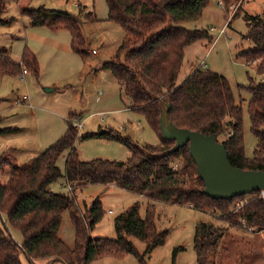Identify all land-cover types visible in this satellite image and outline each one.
I'll return each mask as SVG.
<instances>
[{
	"label": "trees",
	"instance_id": "obj_1",
	"mask_svg": "<svg viewBox=\"0 0 264 264\" xmlns=\"http://www.w3.org/2000/svg\"><path fill=\"white\" fill-rule=\"evenodd\" d=\"M7 0H0V9ZM224 9L236 0H219ZM107 20L117 23L125 35L112 59L104 63L129 97L128 109L141 115L159 136L156 145H139L130 137L113 128L99 127L96 131L80 134L66 121V130L54 143L42 151L28 165L20 168L17 161L5 165L12 169L8 180L0 181V215L16 230L22 242L18 243L4 225L0 227V264H22L27 261L48 259V264H90L103 257L120 258L131 254L140 258L129 238L146 244V253L164 244L167 230L158 231L155 224L156 204L190 206L196 210L214 209L221 219L234 224L264 230V198L261 191L248 194L242 205L236 200L210 198L202 193L204 183L192 160L188 145L170 153L173 140L163 138L160 116L178 128L205 135L225 138L221 143L228 151L232 166L244 170H264V81L251 78L245 86L250 94L247 113L250 130L256 139L251 158L244 153L243 114L235 103L229 81L208 68H194L177 84L185 49L198 41L211 40L206 29H188L185 23L197 21L209 0H104ZM32 26H43L51 31L67 30L72 52L85 54V39L81 19L70 13L46 9H24ZM89 21H96L93 12ZM0 20V24H8ZM85 20H88L85 18ZM248 32L245 39L252 46L239 50L237 57L247 66L255 63L258 75L264 74V21L246 16ZM39 75L36 55L25 47L20 62L11 59L9 51L0 46V72L8 76L23 75V71ZM70 116V115H69ZM71 118V117H69ZM11 128H0V133ZM105 139L121 143L130 151L125 160L95 158L82 161L75 142ZM218 142H220L218 140ZM10 151V150H8ZM67 151L65 172L57 162ZM5 156V155H3ZM0 157V170L3 161ZM177 165V166H175ZM64 177L70 186L69 194L53 192L52 183ZM114 184L115 187L142 195L148 203L144 217L140 203L135 202L113 219L116 238H92L90 232L104 215L99 197L83 213L79 212L75 191L87 185ZM67 211L74 230V245L67 246L59 237L62 215ZM225 230L206 222L197 224L193 245L197 264H210L209 255L215 254ZM142 263V260L140 261ZM140 263V264H141Z\"/></svg>",
	"mask_w": 264,
	"mask_h": 264
},
{
	"label": "rangeland",
	"instance_id": "obj_2",
	"mask_svg": "<svg viewBox=\"0 0 264 264\" xmlns=\"http://www.w3.org/2000/svg\"><path fill=\"white\" fill-rule=\"evenodd\" d=\"M39 7L64 11L81 19L85 39L83 56L72 52L67 30L51 31L43 26H32L29 18L22 14L24 9ZM90 12L96 16V21H89L86 15ZM246 16L264 21V0H236L230 2L226 9L219 0H209L197 21L185 23L188 29L208 30L211 40L195 42L185 49L177 84L197 67L223 75L230 83L235 103L242 107L244 153L251 158L256 139L250 130L247 113L251 96L244 87L250 78L254 82L264 81V74H257L255 63L247 66L243 59L237 57L239 50L252 46L245 39L248 32ZM10 18H13L10 23L0 24V46L9 51L15 62H20L25 47L29 49L37 57L39 75L35 77L27 70L22 77L0 72V128H11L0 133V157L5 155L2 158L7 159H2V183L12 172L5 163L15 159L20 168L28 165L63 135L68 120L73 125L78 119L82 126L76 129L80 134L110 127L139 145L160 142L158 134L141 115L126 109L128 99L120 95L118 82L104 67L103 63L113 58L125 35L117 23L106 19L104 0H7L5 7L0 9V20ZM54 87L53 91L45 90ZM224 138L221 136L218 140L221 142ZM75 147L82 161L95 158L123 161L130 156L127 147L112 140H77ZM66 155L67 151L57 162L63 174ZM49 189L69 194L70 186L61 177ZM75 197L80 213L96 197L102 203L104 215L90 232L92 238H116L113 219L135 202L141 204L139 212L144 217L148 203L142 195L105 185H87L77 189ZM248 197L234 201L231 206L236 203V207L242 205ZM200 222L225 230L216 253L209 255L210 264H264V230L249 229L245 224L238 226L230 219L222 220L219 211L214 209L200 211L164 203L156 204L155 214L157 230L168 232L164 244L146 253L143 241L129 238L140 258L127 254L120 258H99L90 264H140L141 260V264H197L193 239ZM4 225L21 243L20 234L0 215V227ZM59 237L67 246L73 247L74 230L67 211L62 215ZM20 260L22 264H31L23 254ZM48 262V259H39L33 264Z\"/></svg>",
	"mask_w": 264,
	"mask_h": 264
},
{
	"label": "water",
	"instance_id": "obj_3",
	"mask_svg": "<svg viewBox=\"0 0 264 264\" xmlns=\"http://www.w3.org/2000/svg\"><path fill=\"white\" fill-rule=\"evenodd\" d=\"M52 91L53 88H46ZM160 130L166 140H173L170 153L188 145L198 177L204 183L202 193L213 199L231 200L253 192H264V170H244L232 166L228 151L215 134H202L176 127L164 113L160 116Z\"/></svg>",
	"mask_w": 264,
	"mask_h": 264
},
{
	"label": "crops",
	"instance_id": "obj_4",
	"mask_svg": "<svg viewBox=\"0 0 264 264\" xmlns=\"http://www.w3.org/2000/svg\"><path fill=\"white\" fill-rule=\"evenodd\" d=\"M54 46H56V45L54 44ZM58 47H59V46H58ZM64 47H65V45L63 46V48H64ZM104 63H105V62H104ZM104 63H103V64H104ZM22 76H23V75H22ZM22 76H21V77H22ZM118 86H119V88H120V85H119V84H118ZM55 88H56V87H54L53 90H55ZM53 90H52V91H53ZM120 95H124V97H126V98L128 99V101H129V102H128V105H129V103H130V99H129L128 96H126V95L121 91V89H120ZM23 98H24V97H23ZM128 105H126V109H128ZM128 110H129V109H128ZM69 115H70V114H69ZM80 119H81V115H80ZM64 132H65V131H64ZM61 136H62V135H61ZM78 155H79V153H78ZM79 158H80V157H79ZM107 186H115V185H114V184H108ZM189 207H190V206H189ZM190 208H192V207H190Z\"/></svg>",
	"mask_w": 264,
	"mask_h": 264
},
{
	"label": "built area",
	"instance_id": "obj_5",
	"mask_svg": "<svg viewBox=\"0 0 264 264\" xmlns=\"http://www.w3.org/2000/svg\"><path fill=\"white\" fill-rule=\"evenodd\" d=\"M26 72H27V71L24 70V71H23V75H24ZM23 99H25V97H24ZM73 126H74L75 128H80L82 125L78 122V119H76V120H74V122H73ZM261 196H262V198H264V192H263V191H261ZM249 229H250V228H249Z\"/></svg>",
	"mask_w": 264,
	"mask_h": 264
}]
</instances>
